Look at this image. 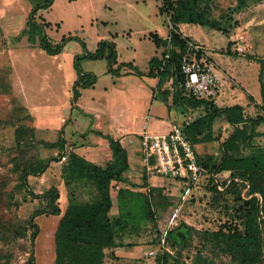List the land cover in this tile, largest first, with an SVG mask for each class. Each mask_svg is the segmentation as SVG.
Returning <instances> with one entry per match:
<instances>
[{
  "label": "rangeland",
  "instance_id": "374dc122",
  "mask_svg": "<svg viewBox=\"0 0 264 264\" xmlns=\"http://www.w3.org/2000/svg\"><path fill=\"white\" fill-rule=\"evenodd\" d=\"M45 1L0 0V251L5 254L7 264H53L54 231L60 216L41 214L34 217L37 235L33 244L34 226L28 223L35 210L46 205V192L52 186L59 190L61 211L71 199L86 203L96 196L90 185L66 184L60 171L66 160L62 163L57 160L60 150L36 140L55 141L62 130L66 154L81 141L85 144L82 149L95 162L103 163L110 156L105 141L93 134L85 135L90 116L81 113L73 104L72 84L77 73L75 51H81V41L93 51L101 38L116 34L118 59L132 61L143 73L130 68L133 74L116 80L125 85L123 95L114 93L102 97L101 86L105 80H101L94 90L83 93L81 102L92 103L89 101L92 91L94 104L99 107L110 108L109 104L124 102L112 112L119 118L116 113L125 110L119 119L127 123L131 117L129 103H140L137 128L133 129L142 130L147 123L151 132L166 131V122L170 120L180 122L187 116L190 119L204 112L202 106L188 109L182 104L170 106L168 112L161 98L163 92H158L151 100L146 96L156 80L154 75L147 74L148 61L158 48L149 38V31L162 34L171 29L167 16L158 12L161 0H52L47 8L39 7ZM243 3L241 5L240 0H200L199 9L205 10L207 25L187 23L186 27L180 25L178 29L185 33L183 36L202 45L210 59L211 55L213 61L221 64L224 85L222 98L216 100L218 106L239 102L244 104L246 115H264V96L260 92L261 82L264 85V0H243ZM42 32L51 46L59 44L64 37L77 38L65 44V51L49 54L42 48ZM159 49L157 55H161L163 47ZM79 64L104 78V58H86ZM168 86L165 81L163 87ZM250 93L255 94L257 100L250 99ZM107 122L102 121L100 126L108 129ZM17 126L24 133L34 128L35 140L18 138ZM215 126L221 128L222 138L232 130L222 116L217 118ZM259 129L264 131V121ZM79 132L85 136L80 137ZM255 144L264 149V135H256ZM88 146L90 148H85ZM212 146L217 151L218 142H213ZM39 161H48L50 165L39 174L28 173L25 180L21 179L24 167ZM140 162L143 166L141 158ZM143 170L137 174L138 181L133 186L136 190L147 191L149 187L160 186L165 194H180L178 180L158 174L148 176ZM204 176L199 180L200 189H194V201L188 199L178 203L179 211L173 219L174 209L162 212L155 207L156 221L145 218L138 219L134 225L127 224L117 233L118 245L106 249L103 264H156L157 256L164 250L170 252L169 264H200L196 254L201 233L193 232L191 239L180 241L173 231L167 243V240L161 241L159 232L164 226L171 230L178 225H182L183 231L186 225L199 232L215 230L227 218L220 206L210 204ZM217 176L220 180L225 178ZM116 190V187L112 190V216L117 213ZM203 255H208L206 250ZM213 264H231V258L217 252Z\"/></svg>",
  "mask_w": 264,
  "mask_h": 264
},
{
  "label": "trees",
  "instance_id": "16d2710c",
  "mask_svg": "<svg viewBox=\"0 0 264 264\" xmlns=\"http://www.w3.org/2000/svg\"><path fill=\"white\" fill-rule=\"evenodd\" d=\"M161 1L158 12L165 14L171 23V37L168 41L153 32L150 33L156 46L163 47V50L161 55L151 57L147 74L158 77L159 88L167 79H173V93L168 89H160L164 100H167L169 95L175 104L190 108L203 107V113L188 119L184 132L196 152L201 169L200 177L205 175L203 179L209 192V202L211 205L220 206L227 214V218L215 230L199 232L190 225H186L184 231L182 225L169 230L164 226L159 236L161 237L163 231L166 230L165 241L167 240L168 243L173 231L179 236L180 241L191 239L193 232L201 233L202 240L199 242L196 254L200 264H213L217 252L228 254L231 264H264V149L255 144V136L259 133L264 135V131L259 129V125L264 121V115L248 116L244 113V107L241 104L218 106L215 100L197 99L182 93L177 80L183 77L180 72L181 61L187 48V41L190 39L183 36L178 25L180 23L207 25L205 10L199 9L200 0ZM51 2L52 0H47L39 7L47 8ZM240 4H244L243 0H240ZM76 38L74 36L64 37L59 44L51 46L42 32L41 44L47 53L57 54L67 41ZM81 43L83 53L77 55L74 61L77 73L72 84L73 101L78 97L81 88L93 85L96 80L95 74L82 70L80 60L104 58L108 72L115 75L123 73L124 66H131L130 63H117V51L111 40L100 39L94 51H88L85 43L83 41ZM168 43L171 46L169 49H167ZM168 50L169 56L165 58ZM131 68L143 74L136 67L131 66ZM262 83L260 92L264 96ZM249 97L252 99L250 95ZM219 116H222L232 128L223 138L221 128L215 126ZM21 129L16 131L18 138L31 137L35 140L34 128L29 129L30 133H24ZM104 137L108 141L110 151V158L105 162L90 161L71 150L60 167L66 184L90 185L96 195L94 200L80 203L71 199L62 212L58 202L59 190L56 186H52L46 192L48 199L44 208L35 210L29 218L28 223L34 226L31 238L33 244L37 235L34 217L41 214L46 217L61 214L54 231L53 264H103L106 249L118 245L117 233L127 224L134 225L138 219L145 218L156 221L155 207L160 208L162 212L171 208L170 212H173L178 203L188 199L194 201V189L198 190L201 187L199 178L184 199L181 197L183 186L178 196L165 194L163 187L160 186L149 187L147 191L136 190L133 187L136 186L135 183L129 181L127 177L130 165L127 149L119 139L110 135ZM36 141L49 148L59 149L60 154L65 151V138L62 130H59V136L55 141L44 140L43 142L39 139ZM213 142H218L217 151L212 146ZM49 165L48 161L28 164L22 170L20 177L25 180L28 173L39 174ZM218 174L225 178L220 180ZM116 183H120L121 186L117 188L115 196L117 213L112 216L114 205L112 190L115 189ZM205 250L208 255H203ZM32 253L30 254L31 262L34 261ZM5 257V254L0 251V264H7ZM169 258L170 252L164 250L157 256L156 264H169Z\"/></svg>",
  "mask_w": 264,
  "mask_h": 264
},
{
  "label": "built area",
  "instance_id": "2783aa9c",
  "mask_svg": "<svg viewBox=\"0 0 264 264\" xmlns=\"http://www.w3.org/2000/svg\"><path fill=\"white\" fill-rule=\"evenodd\" d=\"M169 28H172L171 23ZM170 37L169 29L164 38L169 41ZM169 48L171 46L168 43L167 49ZM168 56L169 50L166 52L165 58ZM180 72L183 77L177 80V84L184 95L193 96L197 99H216L222 73L215 62L208 58L200 44L191 40L187 41ZM167 82L169 86L164 87V89L173 93V79L169 78ZM187 123L188 118L172 123L171 128L166 133L143 132L138 143L140 158L146 173L178 180L183 186L182 199L190 193L192 186L198 182L201 170L194 147L184 132V126ZM66 155L63 151L58 162L62 163ZM177 211H179L178 206L174 209L171 219L177 215ZM165 235L166 230L161 235L162 242L165 241Z\"/></svg>",
  "mask_w": 264,
  "mask_h": 264
},
{
  "label": "crops",
  "instance_id": "0c3cea01",
  "mask_svg": "<svg viewBox=\"0 0 264 264\" xmlns=\"http://www.w3.org/2000/svg\"><path fill=\"white\" fill-rule=\"evenodd\" d=\"M186 24L187 23H183V24H179L178 25V27L180 26V25H182V26H184V27H186ZM188 27V26H187ZM182 31V30H181ZM149 32H153V33H155L158 37H161V38H164V36L166 35V33H159V32H157V31H149ZM149 34V33H148ZM185 34V33H184ZM183 34V35H184ZM187 35H189V34H187ZM186 36V35H185ZM117 37V35L115 34H112L109 38H105V39H108V40H111L112 42H114V44H115V48H116V51H117V63H130L131 64V66H133L134 67V64H133V62L132 61H125V60H123V61H121V60H119L118 59V56H119V52H118V42L116 41V38ZM151 40H152V38L151 37H149ZM101 39H103V38H101ZM70 41L71 40H69V41H67L65 44L66 45H68L69 43H70ZM153 41V40H152ZM195 42V41H194ZM153 43H154V41H153ZM197 43V42H196ZM199 44V43H198ZM202 44V43H201ZM154 45L156 46V44L154 43ZM97 46V45H96ZM202 46V45H201ZM64 47H65V45H64ZM63 47V48H64ZM158 46H156V48H157ZM62 48V50L60 51V53L61 52H63V51H65L64 49ZM96 48V47H95ZM88 50V49H87ZM89 51V50H88ZM94 51V50H93ZM76 53L75 54H77V55H81L82 53H83V49H82V46H81V51H75ZM158 52H160V49H159V47L157 48V49H155V51H154V54L153 55H151V57L152 56H159V55H157L158 54ZM210 55V54H209ZM151 57L149 58V60L151 59ZM210 57H211V60H213V58H212V56L210 55ZM84 59H86V58H84ZM103 59V58H102ZM215 62V61H214ZM215 64L216 65H218V67H220V70H221V73H223V70H222V66H221V64H219V63H216L215 62ZM105 65H106V69H105V71H104V75H103V77L104 78H102V77H100V75H98V74H96V73H94V71L92 72V71H87L86 69H84L83 67H81L82 68V70H84V71H86V72H92L93 74H95V76H96V80H95V82L93 83V85H91V86H89V87H86V88H81L80 89V93H79V95H78V97L73 101V104H74V106L75 107H78V109H79V111H81V113H85L86 112V114H88V116H90V122L87 124V127H86V133H85V135H89V134H93L94 136H96V137H99V138H101L102 139V141H105L104 143L105 144H107L108 145V141H107V139L104 137V136H106V135H110V136H112V137H114V138H116V139H119L120 140V142L123 144V146H125V148L127 149V151H128V154H129V163H130V165H129V170L127 171V177L129 178V179H131L132 180V182H137L138 180H137V177H138V175L137 174H139L140 172V170L142 171L144 168H143V166H141V162H140V151H139V147H138V143H139V138H140V136L142 135V133L143 132H148V133H151V134H153V133H164V132H166L167 130H169V128H170V125L172 124V123H175L176 122V120L175 119H173V120H170V121H168V122H166L167 124H166V126H167V129H166V131H162V132H151L148 128H149V125L147 124V123H145L144 125H143V129L142 130H134L133 128L136 126V120H137V118H138V115H137V113H138V111H139V109H140V107L139 106H141V104L139 103V104H135V105H133V104H131V103H129V106H128V110H130V112H131V117L130 118H128V119H130V122H126V121H122L121 119H119V118H121L122 117V114L121 113H124L125 112V110L124 111H119V112H117L116 114L118 115V117L119 118H117L115 115H114V108L117 106V105H121V104H123L124 102H122V103H120V101H119V104H117V103H115V105L113 106H111V104H109V106H110V108H104V107H99L97 104L95 105L94 104V94H93V92L94 91H92V90H94L95 88H96V85L101 81V80H105V81H103L102 83V86H101V88H102V90H103V96L102 97H104V96H106V95H114V93H116V94H118V93H120V94H122L123 95V93H124V84H120L119 83V80L121 79V78H123V77H126V76H128V75H131V74H133L132 72L134 71V70H132V69H130L131 68V66H129V67H126V66H124V68H123V73H120V75H114V74H112L111 72H108V70H107V63H106V60H105ZM220 65V66H219ZM148 66H149V61H148ZM139 70V69H138ZM223 76V75H222ZM155 78H156V83H155V81L153 80V84H151L150 85V91L148 90V93L146 94V96H149L150 97V100L151 99H155L157 96V94H158V92H161L160 91V88L158 87V77H156L155 76ZM222 78L223 77H221V80H220V82H219V86H218V94H217V97H216V99H215V102H216V100H218L219 101V99H221L222 98V91H223V85H224V80H222ZM117 79H119L118 81H116ZM136 81V80H135ZM107 83V84H104V83ZM137 88V87H136ZM88 89H92L91 91V94H90V99L91 100H89V101H92V103H83V102H81V100H80V98H81V96L83 95V93L86 91V90H88ZM161 89H164V87H163V85L161 86ZM255 94H253V93H250V96H252V99H254V100H257V97L256 96H254ZM101 97V98H102ZM100 98V99H101ZM162 98V100H164V97L162 96L161 97ZM147 100V99H146ZM157 104V103H156ZM156 104H154L155 106H156ZM165 104H166V106L168 107L167 108V110H168V112H169V110H170V106H172V105H175V103H173V101H172V99H171V102L170 101H168V99L167 100H165ZM217 105H218V103H216ZM233 104V103H232ZM232 104H227V106H229V105H232ZM238 104H241V103H239L238 102ZM242 106L244 105V104H241ZM130 106H131V108H130ZM223 106V105H222ZM224 106H226V105H224ZM190 107H188V109H189ZM113 111V112H112ZM80 113V112H79ZM181 113L182 114H185L184 112H182L181 111ZM180 113V114H181ZM187 114L188 113H186V116H187ZM188 117V116H187ZM186 117V118H187ZM185 119V118H184ZM183 119V120H184ZM102 121H104V122H107L108 123V129H105V128H102L101 126H100V123L102 122ZM179 121H182V120H179ZM135 128H137V127H135ZM55 130H57V129H55ZM110 131H111V133H110ZM80 133V132H79ZM72 134V133H71ZM84 134H82V133H80V137H83V136H85ZM64 137V136H63ZM65 138V137H64ZM84 143L83 142H79V143H76L75 144V152L77 153V154H79V155H82V156H84L86 159H88V160H90V161H94L93 159H91V158H89V155H86V151L84 150V149H82L83 147H84ZM85 148H90L89 146L88 147H85ZM94 149V148H93ZM108 158H110V156L108 157ZM95 162V161H94ZM143 172H144V170H143ZM145 173V172H144ZM137 175V176H136ZM148 175V174H147ZM149 176V175H148ZM136 177V178H135ZM151 177V176H150ZM117 185H116V188H118L119 186H120V183H116ZM136 184V183H135ZM66 208V207H65ZM65 210V209H64ZM63 210V211H64ZM62 211V212H63ZM59 216L61 217V214H59ZM59 217V218H60ZM59 221V220H58Z\"/></svg>",
  "mask_w": 264,
  "mask_h": 264
}]
</instances>
